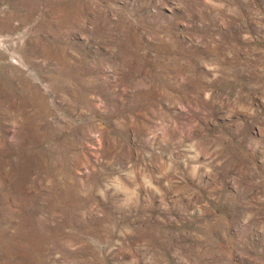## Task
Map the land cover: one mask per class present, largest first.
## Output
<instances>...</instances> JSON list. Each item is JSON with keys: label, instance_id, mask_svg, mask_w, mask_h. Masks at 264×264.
I'll use <instances>...</instances> for the list:
<instances>
[{"label": "rangeland", "instance_id": "1", "mask_svg": "<svg viewBox=\"0 0 264 264\" xmlns=\"http://www.w3.org/2000/svg\"><path fill=\"white\" fill-rule=\"evenodd\" d=\"M0 264H264V0H0Z\"/></svg>", "mask_w": 264, "mask_h": 264}]
</instances>
